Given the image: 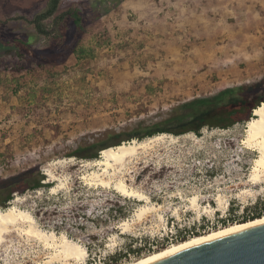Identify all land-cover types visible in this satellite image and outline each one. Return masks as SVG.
I'll return each mask as SVG.
<instances>
[{
    "label": "rangeland",
    "instance_id": "rangeland-1",
    "mask_svg": "<svg viewBox=\"0 0 264 264\" xmlns=\"http://www.w3.org/2000/svg\"><path fill=\"white\" fill-rule=\"evenodd\" d=\"M111 1L94 7L93 0H61V11L78 5L97 17L81 39L85 53L70 56L56 72L14 75L9 69L21 60L0 49V182L38 167L49 183L14 192L0 209L13 204L28 210L42 229L65 233L87 250L84 261L50 264H126L180 243L178 231L189 240L198 237L193 232L224 228L231 207L239 218L248 213L245 207L264 202V170L252 179L259 153L242 143L244 122L203 126L199 133L161 132L166 135L140 149L114 177L144 200L88 184L99 169L75 154L80 146L111 143L190 99L264 77V0ZM45 2L0 0V19L16 13L31 18ZM28 30L23 20L0 23L3 37ZM195 195L197 205L190 201ZM140 205L153 207L137 218ZM22 236H8L0 264H44L54 252ZM129 244L140 248L138 255L113 258Z\"/></svg>",
    "mask_w": 264,
    "mask_h": 264
},
{
    "label": "trees",
    "instance_id": "trees-1",
    "mask_svg": "<svg viewBox=\"0 0 264 264\" xmlns=\"http://www.w3.org/2000/svg\"><path fill=\"white\" fill-rule=\"evenodd\" d=\"M100 1L93 0V6H99ZM118 1L120 0L111 2ZM60 2L61 0H46L44 6L31 18L16 13L5 20L0 19V23L10 19L23 20L29 29L15 37L0 36V49H4V52H13L21 60L19 65L9 69L14 75L21 70H25L26 73L37 69H46L53 73L60 65H64L70 56L80 57L85 53L86 49L80 42L88 25L95 20L97 15L89 16L88 11L78 5L61 11ZM263 88L264 77L252 84L226 87L211 95L195 97L177 105L166 117L152 125L136 129L128 135L119 136L111 143L103 140L87 143L80 146L75 154L81 158L94 159L98 158L99 151L103 148L120 144L121 141L130 140L132 137L142 139L161 132L182 134L192 131L199 133L203 126L227 128L236 122L247 123L253 116V109L264 101ZM13 92L16 93L17 89H13ZM43 179L44 174L38 167L29 168L3 179L0 182V190L3 189L2 193L0 191V205L5 207L14 192L23 193L28 189L44 186V184L49 185V183H43ZM245 208L248 213L234 218L235 209L231 207L232 215L222 220L224 227L227 222L241 223L264 215V202L259 200ZM178 232L180 242L188 239L184 233ZM192 234L199 236L200 233L193 232ZM139 252L140 248L129 244L124 252L115 253L113 258L117 259L129 253L138 255Z\"/></svg>",
    "mask_w": 264,
    "mask_h": 264
},
{
    "label": "bare ground",
    "instance_id": "bare-ground-1",
    "mask_svg": "<svg viewBox=\"0 0 264 264\" xmlns=\"http://www.w3.org/2000/svg\"><path fill=\"white\" fill-rule=\"evenodd\" d=\"M165 135V133H158L148 137L145 140L132 139L131 141H123L120 144L103 148L100 151L99 158L86 161L87 163H93L94 165L98 166L97 169H99V171L97 170L98 172L93 171L90 173L89 178H87L88 184H97L99 186L106 187L111 186L124 196L135 197L139 200L146 199L144 194L128 188L122 179H115L114 177L116 174L123 171L126 163L132 157L136 156L140 149L148 148L153 141L161 139ZM242 143L247 147L257 149L259 153V155L254 160V166L252 167L253 171L251 174L252 179L257 180L258 175L260 174L259 172L264 170V101H262L256 108L253 109V116L249 121H247L245 126V136L242 139ZM46 172L50 178L55 177L51 170L47 169ZM102 175H108L109 177L104 178ZM61 186L62 182H60L58 186H52V191H55L56 188ZM217 199L221 203V197L219 196ZM190 201L192 204L197 205L196 195L191 197ZM152 207V205H140V207L135 212V216L140 218L148 209ZM261 222H264V215L259 218L229 225L227 227L212 231L206 235H201L178 244H174L166 249L151 253L145 257L128 262L126 264H139L163 254L173 252L204 240ZM120 226L123 230L127 229L128 219L122 220ZM13 232H15L20 237L23 234H26L29 237H34L39 241V243L42 242L45 247L54 249V252L49 254L47 259L45 258L44 264H50L53 261H60L63 263L64 261H70L71 259L81 262L84 261L85 257L87 256V250L83 244L70 239L65 233L56 234L54 231H46L42 229L28 210L21 209L16 205L10 204L5 209H0V247L7 243L8 236Z\"/></svg>",
    "mask_w": 264,
    "mask_h": 264
},
{
    "label": "water",
    "instance_id": "water-1",
    "mask_svg": "<svg viewBox=\"0 0 264 264\" xmlns=\"http://www.w3.org/2000/svg\"><path fill=\"white\" fill-rule=\"evenodd\" d=\"M139 264H264V222L204 240Z\"/></svg>",
    "mask_w": 264,
    "mask_h": 264
}]
</instances>
